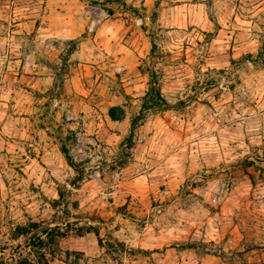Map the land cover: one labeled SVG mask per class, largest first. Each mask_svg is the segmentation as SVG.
<instances>
[{
    "label": "rangeland",
    "instance_id": "rangeland-1",
    "mask_svg": "<svg viewBox=\"0 0 264 264\" xmlns=\"http://www.w3.org/2000/svg\"><path fill=\"white\" fill-rule=\"evenodd\" d=\"M29 222L48 264H264V0H0V264Z\"/></svg>",
    "mask_w": 264,
    "mask_h": 264
},
{
    "label": "trees",
    "instance_id": "trees-1",
    "mask_svg": "<svg viewBox=\"0 0 264 264\" xmlns=\"http://www.w3.org/2000/svg\"><path fill=\"white\" fill-rule=\"evenodd\" d=\"M69 44L72 45V49L67 51V55H71L74 52L75 48V42H69ZM157 53V46L154 41H151V49H150V56L149 58L152 60L155 58V55ZM150 62V61H149ZM172 107L166 102L165 98L163 97L159 82H158V76L156 72L151 71L148 74V82H147V90L144 93V95L140 99V104L138 111L132 116L130 120V131L129 135L126 138L127 142H130L133 136V133L140 122L143 121L145 116L157 112V111H167L171 109ZM119 110L120 112H116ZM118 113V114H117ZM109 117L113 121H120L124 117V112L121 109L118 108H112L109 111ZM63 154H65V157L68 161V164L70 167L74 168L76 171V178L73 180L74 183H76L80 179V172H78L76 165L73 163L72 159L68 156L67 150H62ZM58 200L53 202V205H58L59 202L61 203L64 201V197L61 193L58 194ZM39 229V230H38ZM71 230V224L66 222L63 227L61 226H55L53 228H49L48 226H40L37 223L29 222L25 226H17L14 229V235L12 237V240L15 241L20 237L27 238V244L30 245L31 253H35L38 256V260L42 262V264H48L47 259H45V253L43 252L45 248H47L50 244L54 243L56 238H64ZM76 232L79 236H82L83 234L93 233L98 238V233L96 229H93L91 227H81L77 228ZM100 245V240L97 239ZM33 249V250H32ZM49 255H52L50 252ZM39 262V263H40ZM15 264H31L30 261L27 259H22L20 261H17Z\"/></svg>",
    "mask_w": 264,
    "mask_h": 264
}]
</instances>
